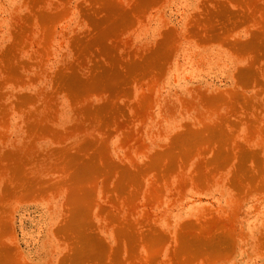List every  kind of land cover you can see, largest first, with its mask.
<instances>
[{
	"label": "rangeland",
	"instance_id": "rangeland-1",
	"mask_svg": "<svg viewBox=\"0 0 264 264\" xmlns=\"http://www.w3.org/2000/svg\"><path fill=\"white\" fill-rule=\"evenodd\" d=\"M0 264H264V0H0Z\"/></svg>",
	"mask_w": 264,
	"mask_h": 264
}]
</instances>
